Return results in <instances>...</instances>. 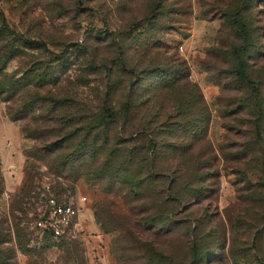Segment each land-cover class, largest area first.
I'll return each instance as SVG.
<instances>
[{
	"label": "rangeland",
	"instance_id": "rangeland-1",
	"mask_svg": "<svg viewBox=\"0 0 264 264\" xmlns=\"http://www.w3.org/2000/svg\"><path fill=\"white\" fill-rule=\"evenodd\" d=\"M0 139V264H264V0H0Z\"/></svg>",
	"mask_w": 264,
	"mask_h": 264
},
{
	"label": "built area",
	"instance_id": "built-area-1",
	"mask_svg": "<svg viewBox=\"0 0 264 264\" xmlns=\"http://www.w3.org/2000/svg\"><path fill=\"white\" fill-rule=\"evenodd\" d=\"M53 180L42 182L43 196L46 198L45 212L39 220V227L44 232L50 233L52 238L56 240L71 239L75 234V226L73 225L75 216V203L73 198H67L59 193L57 181L63 184L65 182L61 178L51 177ZM67 187L65 191H67ZM42 218H44L42 220Z\"/></svg>",
	"mask_w": 264,
	"mask_h": 264
},
{
	"label": "trees",
	"instance_id": "trees-1",
	"mask_svg": "<svg viewBox=\"0 0 264 264\" xmlns=\"http://www.w3.org/2000/svg\"><path fill=\"white\" fill-rule=\"evenodd\" d=\"M56 102H58V101H56ZM56 102L53 103V106H55V107H59V106H61L59 103H56ZM23 117H24V116H23ZM11 119L14 120V121H18V120H20L21 118L14 116V117L11 118ZM150 170H151V166H150ZM57 177L63 179L62 176H60V175H58ZM142 178H143V179H142ZM134 179H136V180L139 181V182L141 181V183L144 182L145 180L147 181V178H145V176H144V172H141L140 174L135 175V176H134ZM141 179H142V180H141ZM63 180H65V182L68 184L69 180H67L66 178H64ZM66 180H67L68 182H67ZM29 181H30V179H28V181H27V183H26V186H25L24 190H25L26 187L28 186ZM59 184H61V183L59 182ZM71 184H72V183H71ZM38 185H39L40 190H41V192H42V197H43V199H44V204L46 205V198L43 196V189H42V180H41V178L38 180ZM68 185H69V187H70V190H74V186H73V184H72V185L68 184ZM174 189H175V188H174ZM169 190L173 191V185H172V187L169 188ZM175 190H176V189H175ZM178 200H179L180 203H182L181 199H178ZM41 216H42V214H39V215L36 217V220H40ZM152 226L155 227L154 225H152ZM48 235L51 236L50 233H48ZM51 237H52V236H51ZM65 239H66V238H64L63 240H65ZM193 252H194L193 257H194V258L197 257V256H196V255H197V247H196V246L193 247Z\"/></svg>",
	"mask_w": 264,
	"mask_h": 264
},
{
	"label": "crops",
	"instance_id": "crops-1",
	"mask_svg": "<svg viewBox=\"0 0 264 264\" xmlns=\"http://www.w3.org/2000/svg\"><path fill=\"white\" fill-rule=\"evenodd\" d=\"M1 140V139H0ZM6 186L7 190L10 193L18 194L21 192L23 186H24V177L23 173H20L19 178L16 180H13V178H7L6 179Z\"/></svg>",
	"mask_w": 264,
	"mask_h": 264
},
{
	"label": "water",
	"instance_id": "water-1",
	"mask_svg": "<svg viewBox=\"0 0 264 264\" xmlns=\"http://www.w3.org/2000/svg\"><path fill=\"white\" fill-rule=\"evenodd\" d=\"M44 218H42V220H43Z\"/></svg>",
	"mask_w": 264,
	"mask_h": 264
}]
</instances>
